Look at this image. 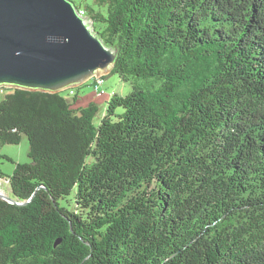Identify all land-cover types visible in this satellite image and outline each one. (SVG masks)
I'll use <instances>...</instances> for the list:
<instances>
[{
	"label": "trees",
	"instance_id": "1",
	"mask_svg": "<svg viewBox=\"0 0 264 264\" xmlns=\"http://www.w3.org/2000/svg\"><path fill=\"white\" fill-rule=\"evenodd\" d=\"M96 2L72 3L130 92L94 125L96 104L6 89L0 147L24 136L30 163L0 264H264V0Z\"/></svg>",
	"mask_w": 264,
	"mask_h": 264
},
{
	"label": "water",
	"instance_id": "2",
	"mask_svg": "<svg viewBox=\"0 0 264 264\" xmlns=\"http://www.w3.org/2000/svg\"><path fill=\"white\" fill-rule=\"evenodd\" d=\"M90 26L70 0H0V86L58 93L110 72L118 53Z\"/></svg>",
	"mask_w": 264,
	"mask_h": 264
},
{
	"label": "rangeland",
	"instance_id": "3",
	"mask_svg": "<svg viewBox=\"0 0 264 264\" xmlns=\"http://www.w3.org/2000/svg\"><path fill=\"white\" fill-rule=\"evenodd\" d=\"M71 1L82 9H84L86 6H91L93 8H97L98 6L96 0ZM94 26L98 31H103L105 28V25L101 23H96ZM100 76L103 77V86L101 87V90H103L102 95H98V93L94 90L91 79L86 80L82 84L72 88L75 93L74 97L68 96V91L63 90L60 92V95L70 102L72 109L75 111H77L79 108L84 109L90 104H96L98 107V112L93 119L94 125L99 124L105 113L106 104L113 94L126 96L130 92L129 84L121 82L117 75L108 72ZM8 88L10 87L0 86V101L3 98V95L6 94V89ZM74 100L75 103H73ZM28 152L29 145L27 139L24 136H22L18 145H3L0 147V153L11 160V162L2 160L0 165V170L4 177L0 180V190L7 197H11V193L9 186L4 183V181L6 180V177L12 174L16 164L30 163Z\"/></svg>",
	"mask_w": 264,
	"mask_h": 264
},
{
	"label": "built area",
	"instance_id": "4",
	"mask_svg": "<svg viewBox=\"0 0 264 264\" xmlns=\"http://www.w3.org/2000/svg\"><path fill=\"white\" fill-rule=\"evenodd\" d=\"M79 14L82 16V12L81 11H78ZM91 80H93V88L94 90L98 93V95H102L103 93V90H101V87L103 85V77L102 76H98L95 78L92 77ZM70 94L73 95V91H70Z\"/></svg>",
	"mask_w": 264,
	"mask_h": 264
},
{
	"label": "crops",
	"instance_id": "5",
	"mask_svg": "<svg viewBox=\"0 0 264 264\" xmlns=\"http://www.w3.org/2000/svg\"><path fill=\"white\" fill-rule=\"evenodd\" d=\"M70 103V102H69ZM73 103H75V102H73ZM80 109V108H79Z\"/></svg>",
	"mask_w": 264,
	"mask_h": 264
},
{
	"label": "bare ground",
	"instance_id": "6",
	"mask_svg": "<svg viewBox=\"0 0 264 264\" xmlns=\"http://www.w3.org/2000/svg\"><path fill=\"white\" fill-rule=\"evenodd\" d=\"M82 16H84V15L82 14Z\"/></svg>",
	"mask_w": 264,
	"mask_h": 264
}]
</instances>
